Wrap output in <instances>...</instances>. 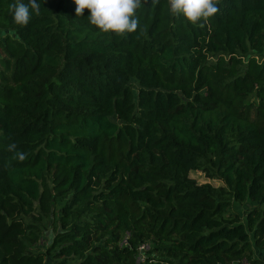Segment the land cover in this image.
<instances>
[{
  "label": "trees",
  "instance_id": "16d2710c",
  "mask_svg": "<svg viewBox=\"0 0 264 264\" xmlns=\"http://www.w3.org/2000/svg\"><path fill=\"white\" fill-rule=\"evenodd\" d=\"M14 2L0 0V264H264V0H220L204 27L148 0L125 36L72 0H39L20 27ZM227 197L257 206L242 219Z\"/></svg>",
  "mask_w": 264,
  "mask_h": 264
},
{
  "label": "clouds",
  "instance_id": "9594fccd",
  "mask_svg": "<svg viewBox=\"0 0 264 264\" xmlns=\"http://www.w3.org/2000/svg\"><path fill=\"white\" fill-rule=\"evenodd\" d=\"M75 5V15L81 17L87 11L89 23L102 34L125 36L137 32L139 20L137 10L148 0H72ZM169 12L173 17L183 19L193 25L204 27L219 11L220 0H167ZM159 0H151L154 7ZM13 22L26 27L33 15L41 14L39 0H15L10 5ZM8 150L13 153L11 159L24 161L27 154L16 150V145L10 144Z\"/></svg>",
  "mask_w": 264,
  "mask_h": 264
},
{
  "label": "rangeland",
  "instance_id": "374dc122",
  "mask_svg": "<svg viewBox=\"0 0 264 264\" xmlns=\"http://www.w3.org/2000/svg\"><path fill=\"white\" fill-rule=\"evenodd\" d=\"M261 63H264V58H262ZM189 177L192 180H194L197 185L210 184L211 186H213L216 189L225 188L221 181L214 179V178L209 179L202 172H198V171L191 172ZM225 200L228 201V203L230 204L229 214H231V215L237 214L242 219L245 218L246 213L250 209L255 208L257 206V204H253L252 206H250L249 202H246L243 204H237L230 197H227ZM60 205H61L60 202H58V201L55 202L54 206H55L56 212H57ZM32 216L36 217L35 212L32 213ZM50 223H53V222H51V220H48V222L43 225L45 230L42 233V235L39 239V242L37 244L38 249H40V251H42V252L45 251L47 244L49 243V240L51 239V236H52L51 230L53 228L50 227V225H49ZM140 256L142 259H144V257H145L144 252L142 254H140ZM153 256H154V254H153ZM252 258H259V259H262L264 261V252H260L259 250L254 248Z\"/></svg>",
  "mask_w": 264,
  "mask_h": 264
},
{
  "label": "built area",
  "instance_id": "2783aa9c",
  "mask_svg": "<svg viewBox=\"0 0 264 264\" xmlns=\"http://www.w3.org/2000/svg\"><path fill=\"white\" fill-rule=\"evenodd\" d=\"M124 243H125V241H124ZM139 250L140 251H144L145 250V247L144 246H141L139 248ZM138 261H143V259L139 257ZM232 264H249V262L246 259H243V260H240V261H235Z\"/></svg>",
  "mask_w": 264,
  "mask_h": 264
}]
</instances>
